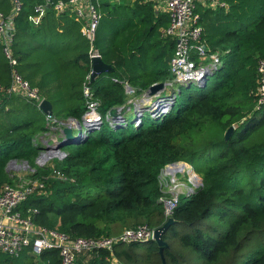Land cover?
Returning <instances> with one entry per match:
<instances>
[{
	"label": "trees",
	"instance_id": "1",
	"mask_svg": "<svg viewBox=\"0 0 264 264\" xmlns=\"http://www.w3.org/2000/svg\"><path fill=\"white\" fill-rule=\"evenodd\" d=\"M35 1L42 2L22 0L15 15L18 71L50 100L54 118L81 117L85 85L101 118L72 128L62 146L66 155L58 161L62 176H51L34 161L42 145L33 137L48 128L45 114L33 100L0 90V189L14 182L6 167L12 158L36 166L31 176L44 181V190L28 196L18 210L70 238L110 237L140 225L155 229L165 221L160 171L181 160L194 163L202 185L179 197L161 235V253L154 240L116 242L111 250L78 254L73 264H264V104L255 108L264 0H224L227 8L198 4L202 39L220 52L222 63L141 102L133 98L170 76L174 39L160 36L167 13L139 0L125 19L118 15L121 7L102 2L94 44L114 69L91 80L81 23L48 9L32 24ZM10 8V0H0V10ZM108 22L114 28L107 29ZM9 83L0 46V85ZM129 102L131 120L125 116ZM121 105L125 109L106 117ZM0 264H59L58 250L49 248L37 258L27 250L18 256L0 252Z\"/></svg>",
	"mask_w": 264,
	"mask_h": 264
},
{
	"label": "built area",
	"instance_id": "2",
	"mask_svg": "<svg viewBox=\"0 0 264 264\" xmlns=\"http://www.w3.org/2000/svg\"><path fill=\"white\" fill-rule=\"evenodd\" d=\"M152 3L155 12H165L169 16L166 26L160 28V36L174 39V51L169 59L170 76L163 80V89L174 87V83H183L189 80H198L210 70L222 63L220 52L212 50L202 39V25L199 21L200 13L196 10L197 3L204 0H140ZM210 7L224 5V0H205ZM11 8L8 13L0 10V46L2 53L10 67V83L0 90L23 95L33 100L38 106L42 98L39 89L31 85L18 71L17 58L12 50V41L15 31V15L22 5V0H10ZM204 5V4H203ZM48 9L56 14L65 13L77 19L85 37L89 42V56H101L94 44L95 33L100 21L101 13L97 0H42L33 3L34 12L29 15V21L37 24L41 16ZM258 84L255 95V108L264 104V58L257 64ZM127 90H132L126 85ZM88 97L81 117L67 116L56 119L46 116L48 128L34 135L33 141L42 146L35 156V163L40 167L50 159L61 160L66 151L58 146L64 135L62 127L69 125L72 128L80 122H95L101 118L98 103L90 98L88 86L83 88ZM130 91V92H132ZM145 90L144 96H148ZM143 96V97H144ZM141 96H139V99ZM138 99V102L141 100ZM151 97L143 101L150 100ZM108 115V111L105 114ZM50 144L49 146H47ZM30 167V165H27ZM30 176L22 181L5 183L0 189V252L18 256L28 251L35 258L49 248H57L59 264H73L77 255L96 248L111 250L116 242L129 243L132 241L153 240L154 229L146 225L124 229L119 235L100 238H70L68 235L53 229L35 224L30 214L24 215L18 207L33 193L44 190V181L39 177H32L36 167H30ZM179 173L181 175H179ZM54 175L61 177L60 171L55 170ZM183 177H185L183 179ZM199 175L185 161H173L166 164L160 171L159 183L162 189L160 200L164 204L165 220L171 217L179 197L192 190L195 183L199 184ZM30 209L27 210V213Z\"/></svg>",
	"mask_w": 264,
	"mask_h": 264
},
{
	"label": "rangeland",
	"instance_id": "3",
	"mask_svg": "<svg viewBox=\"0 0 264 264\" xmlns=\"http://www.w3.org/2000/svg\"><path fill=\"white\" fill-rule=\"evenodd\" d=\"M98 1V5H100L102 2H107L108 4H111V5H117L118 7H121V8H123V7H125V8H123V10H121V8H120V10H119V12H118V15H119V17L120 18H130L131 16H132V8L130 7V6H132V5H134V3L135 2H137V1H139V0H97ZM105 2V3H106ZM198 4H201L202 6H208V5H205V4H207V1H203L202 3L201 2H198L197 3V5ZM204 4V5H203ZM99 9H100V7H99ZM100 13L102 14V10H100ZM104 13H106V12H104ZM113 17H110V21H111V19H112ZM107 19V18H106ZM109 20H105V19H103V21H105V22H107V21H109ZM108 23H110V24H108V26L109 27H107V29L108 28H114V24L113 23H111V22H108ZM106 25V24H105ZM104 25V26H105ZM130 26V24L129 23H126L125 24V27H126V29L124 30V32H126L127 30H128V27ZM103 28V27H102ZM169 76V74L166 76V77H168ZM169 78V77H168ZM167 79V78H166ZM165 79V80H166ZM179 86V84L178 83H174V87L175 88H177ZM163 90V88H159L158 90H156V92H154V93H152V94H148V96L146 95V96H144V92H145V90L144 91H141V92H139L138 94H140L139 96H141V98L139 99V98H133L134 99V101H138V99L139 100H141V101H143V100H146L147 99V97H148V99L150 98V97H153L155 94H157L158 92H161ZM128 91V93H132V92H130V91H132V90H127ZM165 91H166V88L161 92L162 94H164L165 93ZM138 94H136V95H138ZM134 94H132V95H130V96H133ZM138 96V97H139ZM144 96V97H143ZM155 97V96H154ZM130 103V105H131V109L129 110V111H127L126 112V114H125V116L127 117V118H129L130 120L132 119V117L134 116V108H133V103L132 102H129ZM115 107H117V108H121L120 106H115ZM101 112V111H100ZM104 114L105 113H102V115L104 116ZM46 124H47V122H46ZM48 126V125H47ZM62 147V146H61ZM34 161H35V159H34ZM58 161L59 160H56V159H50V161H48L45 165H44V167H46L47 169H49V174L48 175H51V176H53L54 175V171L55 170H58L59 168H60V166H59V163H58ZM8 162H10L9 164H8V166H7V170H8V172L10 173V175L13 177V179H14V181L15 182H18V181H22V180H24V179H27L29 176H30V174H29V172H31V169H30V167H31V165L28 163V161H26V160H19V159H15V158H12V159H10ZM36 164V163H35ZM27 165H30V167L29 166H27ZM194 163H192L191 164V167L192 168H194ZM37 166V165H36ZM36 166H32V167H36ZM59 166V167H58ZM60 170V169H59ZM195 170V169H194ZM198 175H199V173H197ZM179 175H181L180 173H179ZM199 177H200V175H199ZM185 177H183V179H184ZM199 187V184L198 183H195V185L194 186H192V190H195L196 188H198ZM191 191V190H190ZM185 195V194H184Z\"/></svg>",
	"mask_w": 264,
	"mask_h": 264
},
{
	"label": "water",
	"instance_id": "4",
	"mask_svg": "<svg viewBox=\"0 0 264 264\" xmlns=\"http://www.w3.org/2000/svg\"><path fill=\"white\" fill-rule=\"evenodd\" d=\"M113 69H114L113 66L110 63L105 62L101 56H95L91 59L90 79L92 80L100 72L112 71ZM162 86H163V81L154 82L148 86L147 88L148 93L152 94L156 92V90H158L159 88H162ZM38 107L45 115H48V116L53 115L52 104L49 99L45 97L42 98ZM120 107L121 108L111 107L108 110L109 114L116 115L118 112L125 109L126 105H121ZM78 127H81L80 121H78ZM233 128H234V125H230L227 128L225 132V137H228V135L232 132ZM62 131H63L64 136L62 137V139H60L58 146H63L66 142L70 141L72 137V127L71 126L69 125L63 126ZM49 145L50 144H48L47 146ZM9 163L10 162L7 163V166ZM199 178H200L199 180V187H200L202 185V179L201 177ZM192 191L193 190L188 191V193L185 195H189L190 193H192ZM172 221H173L172 217H168L161 226L154 229L153 240L157 243L160 253L162 252V248L165 246V242L162 240L161 235L169 227Z\"/></svg>",
	"mask_w": 264,
	"mask_h": 264
},
{
	"label": "crops",
	"instance_id": "5",
	"mask_svg": "<svg viewBox=\"0 0 264 264\" xmlns=\"http://www.w3.org/2000/svg\"><path fill=\"white\" fill-rule=\"evenodd\" d=\"M106 2V1H105ZM107 3V2H106ZM224 6L227 8V5H225V3H224Z\"/></svg>",
	"mask_w": 264,
	"mask_h": 264
}]
</instances>
